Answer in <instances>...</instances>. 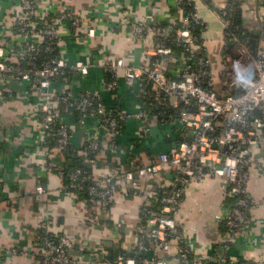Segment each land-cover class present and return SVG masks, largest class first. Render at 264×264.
Instances as JSON below:
<instances>
[{
    "label": "built area",
    "instance_id": "1",
    "mask_svg": "<svg viewBox=\"0 0 264 264\" xmlns=\"http://www.w3.org/2000/svg\"><path fill=\"white\" fill-rule=\"evenodd\" d=\"M15 1L19 14L13 18L12 42L0 40V79L26 81L29 89L38 93L35 112L40 115L42 135L55 141L47 152L63 154L70 145L64 115L80 112L77 121L81 125L87 116L99 120L106 141L88 137L82 148L84 157L92 155V170L83 174L75 169L68 175L69 189H86L91 207L85 205V213L92 223L98 215L107 213L112 201L125 191V184L126 191L139 200L140 227L135 244L130 253L116 256L114 264H167L173 250L178 264H264L226 254L239 239L250 209L258 204L248 193L247 184L250 168L259 166L257 155L264 156V37L254 51L244 41L234 39L230 51L221 59L219 77H215L207 52L198 40L207 25L195 1L174 0L177 7L184 9L178 22L147 24L143 20L129 34L130 40L147 44V65H129L122 59H101L98 63L109 76L104 82L107 92L117 91L121 75L130 85L138 80L149 85L140 90L139 110L132 113L119 106H106L99 95L74 97L67 86L52 90L56 79L67 73L86 75L92 65L83 61L68 65L50 54L60 39L58 25L67 21L77 26L80 20L69 11L42 16L37 0ZM238 1L241 0H224L215 12L223 35L229 34L225 15ZM88 32L93 34V30ZM151 101L159 104L156 114L148 108ZM129 120L141 123L143 132L155 125L165 127L168 133L167 129L175 126L184 140H173L166 151L143 164L129 163L125 167L108 159L103 168L99 163L114 150L115 137ZM56 169L61 167H45L48 173ZM206 177L224 179L231 199L222 217L226 227L223 253L213 256L197 253L177 222L185 190ZM85 181L89 182L86 187ZM22 192L23 186L16 184L15 197ZM45 192L43 186L36 187L38 195ZM43 229L46 236L40 240L36 264H73L69 254L72 240L52 232L45 224ZM10 253L21 252L12 248Z\"/></svg>",
    "mask_w": 264,
    "mask_h": 264
},
{
    "label": "crops",
    "instance_id": "2",
    "mask_svg": "<svg viewBox=\"0 0 264 264\" xmlns=\"http://www.w3.org/2000/svg\"><path fill=\"white\" fill-rule=\"evenodd\" d=\"M42 16L52 17L69 11L80 20L77 26L70 22L58 25L60 39L56 44L59 57L68 65L76 61L89 63L86 75L72 73L66 79L52 82L51 89L67 86L74 97L85 93L99 95L106 106H119L128 112L139 110L141 81L126 83L122 75L116 92L104 88L106 73L98 65L101 59H122L129 65H147V44L130 40L129 34L136 23L155 21L178 22L184 9L174 0H37ZM200 17L206 22V31L198 40L210 59L212 73L219 77L224 52L223 28L215 12L224 0H194ZM183 9V10H182ZM242 14L250 26H259L257 16L264 24V0H242ZM19 14L15 0H0V40L12 42L13 18ZM261 29V28H260ZM93 30L89 35L88 31ZM0 264H36L39 253L38 230L45 226L52 232L69 237V251L73 264H114L120 251L130 253L139 233V200L126 191L116 197L107 213L98 215L101 222L92 223L85 213V203L64 191L62 179L45 167H63V154L47 152L48 141L40 129V115L35 112L39 104L37 92L29 84L16 78L0 79ZM70 134V147L78 156L88 137L106 141L104 130L97 118L87 116L84 124L72 114L63 116ZM123 131L115 137L114 150L108 159L128 166L143 164L169 148L174 130L150 126L142 131L141 123L129 120ZM142 128V129H141ZM143 132V133H142ZM182 139L183 135L178 134ZM178 136V137H179ZM259 166L250 168L248 193L258 204L249 212V219L236 244L226 254L260 260L264 263V156L257 155ZM21 184L23 192L15 197L14 186ZM46 189L36 193L37 186ZM146 186V182L144 183ZM231 203L224 179L206 177L199 185L185 190L180 205L178 227L191 241L199 254L213 256L225 237L222 217ZM16 248L21 253H10ZM167 264H178L174 250Z\"/></svg>",
    "mask_w": 264,
    "mask_h": 264
},
{
    "label": "trees",
    "instance_id": "3",
    "mask_svg": "<svg viewBox=\"0 0 264 264\" xmlns=\"http://www.w3.org/2000/svg\"><path fill=\"white\" fill-rule=\"evenodd\" d=\"M242 4V0L238 1L237 3H235L231 10L229 12H227V14L225 15L226 20H228V29L227 32L229 33L228 35H223L224 38V54L228 53L233 45V41L234 39L240 40V41H244L245 43H247L250 51H254L256 49V47L258 46L260 40L262 37H264V31H262L260 29V27L257 26H250L247 23V19L245 18V16L242 14L240 6ZM53 57L58 58L59 54L57 51V47L55 46L54 51H52L50 53ZM49 54V55H50ZM41 56H44L41 55ZM169 73L171 74V72L169 71ZM71 74L67 73L66 75H64L63 77H60V79H66L68 76H70ZM109 76H107L106 74V79H108ZM60 79H56L60 80ZM144 88H149V85H144V83L142 82V87L141 89ZM151 106L148 107L149 110L152 113H157L158 109L157 107L159 106L158 103H156L155 101H151L150 102ZM74 117L76 118V120H78L81 116V113L74 110L72 111ZM167 113L169 114H173L175 116V114L172 112V110H167ZM125 124L122 125V127L120 128V133L123 131ZM172 129L174 130V133L171 135L170 141L172 140H177V142L179 143L180 141L184 140L182 139L178 134L179 132L176 131V127L173 126ZM119 133V134H120ZM179 136V137H178ZM48 146L50 148H52V146L54 145L55 141L54 139L48 138ZM86 142L83 143V146H86ZM115 146L116 143H115ZM83 148V147H82ZM82 150V149H81ZM63 157H64V165L63 167H61V169H56L54 170V172L58 175H60L59 177H61L62 179V186L64 188L65 192L68 193H72L75 194V196H77V198L84 202L86 201L85 205L87 206V208L91 207V204L88 202V193L86 191V189H82V190H74V189H69V178L68 175L69 173H71L72 171H74L75 169H80V171L83 174H88L91 170H92V165L89 163V159L92 158V155L88 153V155L86 157H81L78 156L76 152H74L72 150V148L67 147V149L64 151L63 153ZM153 158H151L152 160ZM89 185V182H84L83 186L86 187ZM99 220H96L93 223H99ZM101 223V222H100ZM224 226V223H223ZM45 230L43 229V227H41L38 230V243L39 246H41V238L45 237ZM224 233H226V227L224 226L223 229ZM222 248L220 247L218 250H216L215 255H219L222 254ZM120 254H125V252L120 251ZM39 259V257H38ZM37 259V260H38ZM242 262V261H241ZM240 264V263H239Z\"/></svg>",
    "mask_w": 264,
    "mask_h": 264
},
{
    "label": "water",
    "instance_id": "4",
    "mask_svg": "<svg viewBox=\"0 0 264 264\" xmlns=\"http://www.w3.org/2000/svg\"><path fill=\"white\" fill-rule=\"evenodd\" d=\"M257 20H258V23H259V27L261 28L262 31H264V24L260 21L258 16H257Z\"/></svg>",
    "mask_w": 264,
    "mask_h": 264
}]
</instances>
